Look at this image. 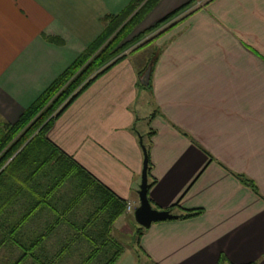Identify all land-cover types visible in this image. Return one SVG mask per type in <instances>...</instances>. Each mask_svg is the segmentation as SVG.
<instances>
[{
    "label": "crops",
    "instance_id": "obj_1",
    "mask_svg": "<svg viewBox=\"0 0 264 264\" xmlns=\"http://www.w3.org/2000/svg\"><path fill=\"white\" fill-rule=\"evenodd\" d=\"M131 1L0 0V121H17ZM191 1L161 0L144 23ZM176 20L151 86L140 55L124 58L47 139L132 206L118 220L140 206L148 149L150 203L177 217L146 229L129 264H264V0H200Z\"/></svg>",
    "mask_w": 264,
    "mask_h": 264
},
{
    "label": "trees",
    "instance_id": "obj_2",
    "mask_svg": "<svg viewBox=\"0 0 264 264\" xmlns=\"http://www.w3.org/2000/svg\"><path fill=\"white\" fill-rule=\"evenodd\" d=\"M159 1L132 0L119 14L105 16L110 23L100 36L24 109L17 121H0V247L6 244L20 251L12 264H66L74 253L78 257L72 264H115L125 251L112 236V228L126 213L128 203L97 182L46 135L53 120L91 82L126 58H112L116 54L113 41L99 50L108 34L131 15L127 25L133 30ZM196 2L180 7L145 33H154ZM161 52L158 48L153 54L152 73ZM102 66L84 82L93 68ZM146 152L149 174L148 149ZM238 178L259 194L251 179L243 175ZM198 214L200 211H189L179 218ZM145 230L138 228L137 245Z\"/></svg>",
    "mask_w": 264,
    "mask_h": 264
},
{
    "label": "rangeland",
    "instance_id": "obj_3",
    "mask_svg": "<svg viewBox=\"0 0 264 264\" xmlns=\"http://www.w3.org/2000/svg\"><path fill=\"white\" fill-rule=\"evenodd\" d=\"M161 1V0H160ZM159 1V2H160ZM200 0H197L196 3H198ZM145 3V2H144ZM143 3V4H144ZM159 4V3H158ZM157 4V5H158ZM156 5V6H157ZM128 6V5H127ZM127 6L125 7H122V11H124ZM155 6V7H156ZM177 10V9H176ZM174 10V11H176ZM173 11V12H174ZM119 12V13H120ZM152 12V11H151ZM150 12V13H151ZM184 12V11H183ZM182 12V13H183ZM118 13V14H119ZM149 13V14H150ZM181 13V14H182ZM134 14V13H133ZM149 14L146 16L148 17ZM171 14V13H170ZM108 15H117V14H108ZM169 15V14H168ZM180 15V14H179ZM177 15L176 17H174L172 20L168 21L166 24H164L161 28H159L157 31H155L154 33H148L146 34L145 31H147L150 27L154 26L155 24H157L159 21H157L156 23L152 24V25H149V24H146V22L144 23V20L145 18L139 22V24L133 29L131 30L130 26L127 25L129 24V20L132 18L131 15L129 18H127V20L120 25L119 28H117V30H115L113 33H110L108 34V38L103 42L102 46L99 48V50H101L108 41H113L115 42L114 43V46L116 47L115 48V51H116V54L114 56H112V58L116 59L117 57L119 56H122V57H128L132 54H139L141 59H143L146 63H145V66L146 68L149 66V64H151V60H153L154 58L153 57V54L155 52L156 49H160V45H161V42L162 39H160L164 34L170 32L176 25V18L179 16ZM107 16V15H105ZM104 16V17H105ZM104 17H103V21H104V29L106 28V26L108 25V21H105L104 20ZM166 17V16H165ZM164 17V18H165ZM163 18V19H164ZM103 29V31H104ZM131 30V31H130ZM100 36V35H97L95 36L92 41L90 43H92L95 39H97V37ZM117 37V38H115ZM156 37V38H155ZM155 40L151 42L152 39ZM89 43V44H90ZM81 53H79L77 56L75 55H72V57H75L73 59V61L80 55ZM145 55L147 56L145 58ZM72 61V62H73ZM71 62V63H72ZM70 63V64H71ZM69 64V65H70ZM68 65V66H69ZM67 66V67H68ZM102 67L98 68V67H95L93 68L92 71H90L87 75H86V79L84 80V82H86L89 78H92L94 74H96L99 70H101ZM145 68V69H146ZM66 69V68H65ZM64 69V70H65ZM63 70V71H64ZM62 71V72H63ZM58 74L46 87L45 89L50 85L52 84L56 79L57 77H59V75H61V73ZM78 73V72H77ZM73 76L75 77L76 76V72L73 74ZM72 77V78H74ZM63 88V87H62ZM61 88V89H62ZM44 89V90H45ZM42 93V92H41ZM36 100V99H35ZM34 100V101H35ZM33 101V102H34ZM32 102V103H33ZM31 103V104H32ZM30 104V105H31ZM29 105V106H30ZM28 106V107H29ZM24 111V110H23ZM54 115V114H53ZM52 115V116H53ZM126 212H130L128 210H126ZM126 217V215H125ZM139 224L135 221V218H134V215L132 216H129V217H126L125 219H121V220H118L113 228H112V236L117 239V241L120 243L121 246H123L124 250L127 251L125 256H123V259L119 262V264H129V257L131 255H133V252H129V250H133L134 248H136V250L138 249L137 247V238H138V235H137V230L139 228ZM2 232V231H0ZM130 253V254H129ZM20 255V251L14 247V246H10V245H3L0 247V264H12V262H14L16 260V258ZM130 255V256H129ZM71 262H67L66 264H72V262L74 260H76V258L78 257L76 253H74L72 256H71ZM80 261V260H79ZM78 261V262H79ZM23 264H31L30 261H27Z\"/></svg>",
    "mask_w": 264,
    "mask_h": 264
},
{
    "label": "water",
    "instance_id": "obj_4",
    "mask_svg": "<svg viewBox=\"0 0 264 264\" xmlns=\"http://www.w3.org/2000/svg\"><path fill=\"white\" fill-rule=\"evenodd\" d=\"M152 73V63L149 64L145 70L141 83L148 86ZM145 159L142 172V181L139 190L140 206L134 212L135 221L145 229H148L153 223L165 220L175 219L177 216L172 214L170 211H160L154 209L148 198L149 190V177H148V156L146 149L144 148Z\"/></svg>",
    "mask_w": 264,
    "mask_h": 264
},
{
    "label": "built area",
    "instance_id": "obj_5",
    "mask_svg": "<svg viewBox=\"0 0 264 264\" xmlns=\"http://www.w3.org/2000/svg\"><path fill=\"white\" fill-rule=\"evenodd\" d=\"M131 209H132V206H131L130 204H128V206H127V210H128V211H131Z\"/></svg>",
    "mask_w": 264,
    "mask_h": 264
}]
</instances>
